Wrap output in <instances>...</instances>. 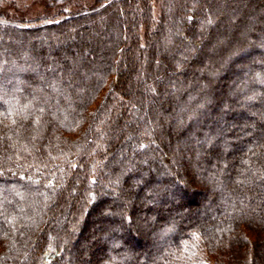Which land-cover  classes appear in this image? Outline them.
I'll list each match as a JSON object with an SVG mask.
<instances>
[{"label": "trees", "instance_id": "16d2710c", "mask_svg": "<svg viewBox=\"0 0 264 264\" xmlns=\"http://www.w3.org/2000/svg\"><path fill=\"white\" fill-rule=\"evenodd\" d=\"M5 3L0 264H264V0Z\"/></svg>", "mask_w": 264, "mask_h": 264}, {"label": "rangeland", "instance_id": "374dc122", "mask_svg": "<svg viewBox=\"0 0 264 264\" xmlns=\"http://www.w3.org/2000/svg\"><path fill=\"white\" fill-rule=\"evenodd\" d=\"M5 1L6 3L2 5L4 11H6L11 17H15L18 19H25V18H36L40 15H45L44 14L46 13L45 5L50 0H5ZM93 1L94 0H72L71 3L72 6L70 7L73 8L75 5H79V4H85L89 6L93 3ZM70 11L71 10L69 9L66 10L67 13ZM158 53L162 54L163 52L161 49L160 51L159 50L155 51L154 53L155 58L158 57ZM157 73L160 79L161 78L163 79L167 76V73L163 74L160 68L158 69ZM116 92H118V90ZM148 100L151 101L152 99L148 98Z\"/></svg>", "mask_w": 264, "mask_h": 264}]
</instances>
